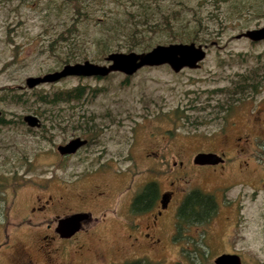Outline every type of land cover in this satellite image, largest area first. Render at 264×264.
I'll use <instances>...</instances> for the list:
<instances>
[{"label": "rangeland", "instance_id": "1", "mask_svg": "<svg viewBox=\"0 0 264 264\" xmlns=\"http://www.w3.org/2000/svg\"><path fill=\"white\" fill-rule=\"evenodd\" d=\"M187 2L191 20L194 19L193 14L198 15L207 25L206 39L197 41L206 44L205 56L198 67H185L174 72L168 65L160 64L142 66L131 75L119 71L105 76L68 75L27 88L24 83L27 76L40 75L61 67L60 55L47 50L46 39L53 34V30L59 28L57 26L64 23L68 9L49 19L50 15L44 14L52 9L54 0H0V86L3 97L0 107L8 121L0 126V243H3L0 246V264L7 263L9 252L14 254L10 245L15 241L25 244L31 253L34 252V263L45 262V259L38 261L41 259L40 254L44 256L45 252L38 250L39 253H36L35 246L47 240L44 237L45 222L53 224L54 221L51 222V214H45L41 224L28 225L43 219L40 217L42 214H38L39 210L35 209L32 213L29 209L33 195L43 200L47 194H55L56 197L65 193L69 200L67 206L71 208L57 210L60 214L82 207L76 206V192L84 194L93 184H100L108 190V203L106 207L87 205L84 208H91L93 214L104 212V216L111 219L96 230L102 234L96 245L106 253L110 249L116 252L119 243L117 233L123 231L120 222L126 220L128 200L141 189L145 181L154 180L160 191L169 186L168 180L173 179V172L169 170L177 168L174 165L171 169V166L172 160L178 159L176 151L181 143L180 134L193 130L184 129L176 109L183 110L189 104H198L197 100L204 98L207 89L228 86L229 78L250 68L257 55L264 60V40L251 41L244 36L235 37V34L246 28L264 23V0H243L240 9L233 13L228 8V0H219L217 8L213 6L212 0ZM217 18L221 19L220 26L216 22ZM83 39L89 54H96L95 45L84 35ZM61 49L62 46L56 50L61 52ZM98 56L87 59L103 62L102 54ZM76 84L84 85L86 93L84 100L78 102L80 105L73 110L93 118V123L89 125L96 128L98 136L95 140L99 147L103 144L107 149L102 151V165L97 166L96 172L91 171L96 158L91 155L95 153H87L84 148H80L65 157L56 152L58 143L65 142L79 132L68 131L69 124H65L63 127L66 131H62L60 124H56L49 132H45V137H39V130H30L25 123L19 124L22 114L32 111L21 103L8 101V96L4 94L8 90L30 95L32 91H51ZM260 90L264 93V88L258 89V92ZM256 92L247 93L246 98L231 106L225 118L228 132L241 134L244 131L250 134L247 125L252 124V121L248 110L264 104ZM63 111L68 113L66 108ZM194 113L201 112L194 109ZM49 114L47 112L43 117L36 114L43 127L49 126ZM230 121L235 122L230 123L232 130L229 129ZM216 125L200 127L198 131H210ZM249 134L246 150L237 156L241 167L245 166L243 160L248 162V169L244 171L246 173H239L235 169L231 171L228 180L240 182L226 188L223 196L217 197L219 201L215 214L205 223L198 224L199 238L203 241L199 250L200 259L203 260L200 264H213L212 258L220 251L236 252L242 264H264V215L259 214L257 208L258 200L264 201V189L262 186L258 188L256 199H252L251 194L255 184L264 182V152H256V138L252 139L253 136ZM240 144H244L242 139ZM153 152L157 153L156 157ZM111 156L115 160L110 161ZM102 166L105 168L102 169ZM190 181L193 182L192 179ZM241 181L244 182L241 184ZM182 183L186 187V182ZM199 183L208 190L212 184L211 177H205ZM175 185H179V182L175 181L171 188ZM235 195H238L235 200L239 213L234 223L224 200L227 197L232 199ZM157 198L144 213L131 212L136 215V222L152 217L158 208ZM169 215L170 210H167L164 219ZM27 216H30V221L26 223L22 220ZM159 221L161 219L158 218ZM157 234L160 236L159 231ZM34 239L36 244L32 246ZM138 252L134 250L127 255ZM145 252L150 264H172L171 260L180 257L174 248H161L159 245ZM121 257L117 256L119 259ZM58 258H62L61 255ZM110 258L115 257L109 253Z\"/></svg>", "mask_w": 264, "mask_h": 264}, {"label": "flooded vegetation", "instance_id": "2", "mask_svg": "<svg viewBox=\"0 0 264 264\" xmlns=\"http://www.w3.org/2000/svg\"><path fill=\"white\" fill-rule=\"evenodd\" d=\"M261 25H264V23ZM259 40H264V38ZM19 86L22 87L21 85ZM231 86L232 84L229 83L228 86H217V91H211V88L207 89L204 98H199V100H197L198 104L192 103L187 105L185 109L183 108V110L177 109V117L184 129H193L194 131L191 130L190 132L180 134L181 143L178 151H176L178 159L172 160L171 166V169L174 165H176L177 168L175 170H169V172H173V179L167 182L169 186L158 191L154 180L145 181L141 189L148 182L154 183L155 193L153 198L151 199L148 197L143 201V207L137 210L132 208L131 202L141 189L128 200L127 208L129 210H127L126 220L120 222L123 225V231H118L117 233L119 243L116 252L110 249L106 253L104 249L96 245L102 238V234L100 235L96 230L110 222L111 219L105 217L104 212L93 214L91 208H84L87 205L93 207H106L108 203V190L104 187L102 188L100 184H93L92 188L94 189L91 188L84 194L76 192V206L82 207H76L70 211H62L60 214L56 211L62 208H71L67 206L69 200L65 193L58 194L56 197L55 194H47L46 198L43 200H41L38 195H33V200L29 209L32 213L35 209L39 210L38 214H42L40 217H43V219L28 225L34 226L41 224L45 220V214H51V222L54 221L53 224L45 222L44 237L47 240L44 244H39L38 246L35 243V239L34 243L32 240V246L36 244V253H39L38 250H43L45 252V255L43 256L40 254L41 259L37 260L41 261L45 259V262L41 264H150V259L147 258L145 250L155 248L159 245L161 248L172 247L177 251L180 257L171 260L172 264H200L203 260L200 259L199 250L201 249L203 241L199 238L198 224L205 223L215 214L219 201L217 197L221 198L226 188L231 187L234 183L240 182L238 180L234 182L228 180L231 171L235 169L239 173H246L244 171L248 169L246 166L248 162L243 160L245 166L241 167L242 163L239 162L237 156L246 150V144L248 143L247 135L249 133L243 131L241 134H235L236 132L232 134V132L227 131L228 125L226 124L227 121H225L231 106L241 101V99L246 98L248 94L245 89H242L238 93L235 92L233 100L230 101V96L232 94L229 90ZM263 88L264 83L256 85V93L260 94L261 101H264V93H262L261 90L258 92V89L263 90ZM0 102L2 103V86H0ZM194 109L201 113L195 114ZM248 115L252 124L247 126L250 127L249 131L251 136H253L252 139L256 138V141L254 140L256 152L262 153L264 152V104L261 103L253 110H248ZM21 121L25 123L22 118ZM230 123L234 124L235 122H229V129L232 130ZM40 125L41 121L39 126ZM211 125H216V127L210 131H198L200 127L208 128ZM0 126H2V107H0ZM39 126H28V129L32 130L39 128ZM53 127L54 126H52V128ZM90 128L91 130L87 133L78 134V136L84 138L86 141L73 153L59 154L57 151L56 152L61 156L67 157V155L74 154L80 148H84L87 153L92 152L96 155H101L102 151H107L103 144L102 147H99L98 142L95 140L98 136V133L95 131L96 128L92 126H90ZM255 128H257V130H255ZM241 139L244 141L243 145L240 144ZM200 151L217 154V160L208 163L195 161L194 155ZM153 154L155 157L157 156L156 152H153ZM96 155H91V157H96L94 160L95 166H92L94 168L91 170L92 172H96L97 166H99V164L102 165L103 161L101 159L102 155ZM110 159V161H113V156H111ZM91 165L92 164H90V166ZM108 165L110 166V164H107V166ZM103 168L105 167L102 166V169ZM205 177H211L212 184L208 190L202 188L199 183ZM190 179L193 180L192 183ZM175 181H178L179 185H175L174 188H171V185ZM181 182H186V187L183 186V183L181 185ZM243 182L244 181H241V184ZM251 186L253 187V185ZM260 186L264 189V182L254 185L253 192L251 193L253 194L252 199H256L257 190ZM63 187L67 189L66 185H63ZM199 192L203 193V195L199 196ZM162 195L166 202L165 206L160 207V197ZM174 195L176 197H173ZM237 197L238 195H235L232 199L227 197L224 200L229 209V213L232 214L231 219L234 223L239 213L238 203L235 200ZM156 198L158 200V208L153 213L152 217L150 219L147 218V220L142 219L140 223L136 222V215L131 212L137 214L144 213L145 210L152 206ZM196 201H201L202 204L197 206V203H195ZM197 207H200V210L193 209ZM257 208L258 213L264 215L263 200H258ZM167 210H170V215L167 219H164L163 215ZM80 211L87 213V215L80 219L78 228L67 236H61L60 232L66 233L70 228V222L64 230H58L56 225L58 218ZM158 218L161 219L159 223L157 222ZM22 221L27 223V221H30V216L23 218ZM31 231L34 230L31 229ZM158 231L160 236H158V234L156 235ZM2 244L1 242L0 246H2ZM10 248L13 249L14 254L9 252L10 259H6L7 263L2 264H37L34 263V258L32 257V254L35 255L34 252L31 253V250H29L28 246H25V244L21 242L17 244V241H15L10 245ZM134 250H138L139 252L137 254L127 255ZM48 251H51V253H48ZM109 253L115 258L108 259ZM59 255H61L62 258H58ZM119 255L122 256L120 259L117 258ZM240 261L242 264L241 258Z\"/></svg>", "mask_w": 264, "mask_h": 264}, {"label": "trees", "instance_id": "3", "mask_svg": "<svg viewBox=\"0 0 264 264\" xmlns=\"http://www.w3.org/2000/svg\"><path fill=\"white\" fill-rule=\"evenodd\" d=\"M212 1L217 8L219 0ZM228 1V8L232 13L238 11L243 2ZM54 3L52 9L44 15L49 14L51 19L68 9V17L47 37L46 48L50 52L58 53L62 64L90 56L99 58L98 54H102L103 59L106 53L114 50H147L156 43L203 41L208 33L207 25L203 24L200 16L193 14V20L189 17L187 0H54ZM220 21V18L216 19L218 26L221 25ZM83 35L95 45L98 51L96 54L90 55L89 50L85 49ZM61 46L63 49L58 52ZM259 56H256L255 63L250 68L229 78V83L232 84L229 90L232 94L230 101L233 100L234 93L242 89L247 93L256 92V85L264 81V60ZM84 87L76 84L51 91H32L30 95L6 90L4 94L8 96V101L21 103L39 116L50 113L48 127H43L41 123L39 128L32 129L39 130V137H45V132H49L56 124H60L62 131H66L63 126L69 124L68 131L81 134L90 131L89 124L93 123V118L74 111L80 105L78 102L84 100ZM217 90L218 88H211V91ZM64 108L68 109V113L63 111ZM6 123L8 121L2 115V125ZM20 123L23 122L19 120ZM154 193V183H146L131 202L132 208L137 210L143 207V201L148 197L152 199ZM198 195L202 196L203 193L199 192ZM195 203L197 206L202 204L201 201ZM193 209L200 210V207Z\"/></svg>", "mask_w": 264, "mask_h": 264}, {"label": "water", "instance_id": "4", "mask_svg": "<svg viewBox=\"0 0 264 264\" xmlns=\"http://www.w3.org/2000/svg\"><path fill=\"white\" fill-rule=\"evenodd\" d=\"M244 36L250 40H259L264 38V25L246 28L235 34V37ZM206 53V44L194 41H171L167 43H156L147 50L142 51H120L114 50L106 53L103 62H95L89 59L80 61L66 62L60 68L47 71L40 75H29L24 79L27 87H33L43 82H53L64 76H105L109 72L119 71L124 75H131L142 66H155L166 64L169 68L177 72L184 67L196 68ZM22 120L28 126H39L40 119L32 113H25L21 116ZM86 140L78 135L68 138L63 143L56 145V151L59 154L73 153ZM218 155L213 152H197L194 160L198 162H215ZM163 195L160 197V207L165 206ZM87 215L85 212H74L59 217L57 220V229L64 230L70 222V228L66 233L60 232V235H69L78 228L80 219ZM214 264H241L240 257L235 252H220L213 257Z\"/></svg>", "mask_w": 264, "mask_h": 264}]
</instances>
